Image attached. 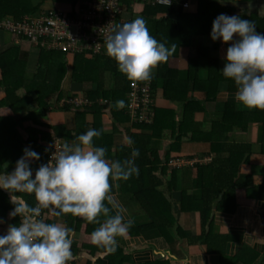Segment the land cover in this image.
<instances>
[{"label": "trees", "instance_id": "trees-1", "mask_svg": "<svg viewBox=\"0 0 264 264\" xmlns=\"http://www.w3.org/2000/svg\"><path fill=\"white\" fill-rule=\"evenodd\" d=\"M47 1L53 7L44 8ZM91 1L93 0H0V22L7 19L22 20L25 16H37L45 10H61L74 14L83 3ZM128 2L125 0L126 11L119 16L117 23L128 22L137 16L143 17L151 35L168 45L176 46L170 57L178 54V66L170 65L169 57L154 69L150 79L151 99L154 100V118L151 123L135 121L131 117L128 104L132 80L125 78L117 70L115 61L108 55L90 52L70 55L59 51H46L29 42L37 51L38 57L34 72L28 76V52H23L20 46L14 45L5 53H0V89L6 93L0 106L8 107L12 112L10 116H0V166L8 163L5 171L10 172L13 169L25 147L39 153V160L31 162L30 165L35 170L41 163L47 162L55 138L70 143L88 128L102 129L101 136L94 138L93 143L105 147L106 158L110 160L128 157L130 148L123 143L125 135L131 137L133 146L139 149V156L135 159L138 174L117 183L120 193L130 196L141 214L146 217L147 223L133 222L127 235L117 238L115 251L102 255L101 250L89 242V234L95 225L67 214L75 226V233L82 237L79 246L72 245L74 255L80 250L92 257L100 255L94 264H135L125 251V242L144 237L148 233H155L171 245L176 241V236L185 238L171 201L173 191L177 188V172H172L169 178L166 175V165L171 154L180 150L184 142L209 143L216 154L210 164L195 165L197 186L202 191V198L197 206L201 207L200 214L206 221L209 216L205 211H212L214 206L217 212L233 214L237 207L236 191L244 184L239 167L247 164L252 156L251 144L230 142L229 134L246 133L251 125L260 127L261 151L264 154V109L236 108L233 100L235 87L219 73L223 67L227 44L220 40L213 42L209 37L211 22L220 13L240 14L242 19L252 20L256 25L255 31L260 33H264V16L241 10L237 5L241 0H237L235 4L229 0H175L170 6L154 5L148 1L137 4L141 7L138 12H133ZM192 2L193 8L191 5L184 8L185 3ZM0 31L6 32L2 28ZM196 37L203 38L202 45H194ZM181 51L186 56H182ZM213 52H218V56L213 57ZM181 62L186 68L185 79L180 77ZM67 80L73 87L90 83L92 88L82 93L71 92L64 89ZM222 85H226L225 92H221ZM158 88L162 98L181 105L182 116L179 124L175 122L176 114L173 111L156 108ZM225 95L229 97L224 98ZM80 97L87 103L77 105L67 101ZM221 97L226 103L220 118L211 122H196L193 119L197 112L203 111L206 102H214L222 99ZM117 99L124 100L123 108L114 107ZM51 112L72 114L74 128L67 130L64 126L46 123L47 114ZM14 116H18V119ZM18 128L23 130L24 136L19 134ZM153 140L172 143L166 151H160L153 146ZM253 188L255 198L263 200L264 181ZM222 193V199L218 200ZM183 195L179 203L180 212L193 210L191 197L185 193ZM25 199L30 204L34 202L28 194H25ZM11 207L8 194L0 190V218L6 224L18 223V217L9 218L7 215ZM202 235L204 239H198L206 245L207 253L220 256L223 264H235L240 260L251 264L259 257L251 249L243 248L236 257L230 258L226 256L229 240L227 235L205 232ZM246 255L251 256L249 262L245 261ZM72 264L93 263L88 259H75ZM152 264L169 263L159 261ZM258 264H264V256Z\"/></svg>", "mask_w": 264, "mask_h": 264}, {"label": "clouds", "instance_id": "clouds-1", "mask_svg": "<svg viewBox=\"0 0 264 264\" xmlns=\"http://www.w3.org/2000/svg\"><path fill=\"white\" fill-rule=\"evenodd\" d=\"M163 2L167 6L171 0ZM229 2L235 4L237 0ZM246 2L250 11L251 0ZM189 7L190 4H184V8ZM257 15L264 16V3ZM255 28L252 20L242 19L240 14L220 13L211 22L209 37L213 42L227 44L219 73L234 85V102L264 109V33ZM104 47L125 78L148 81L176 46L157 40L149 33L144 18L137 16L122 24L115 23ZM124 106L123 99L114 102L116 109ZM101 134L102 129L88 128L74 141L55 148L49 160L35 170L30 165L39 160V153L30 147L23 149L10 172L5 171L6 164L0 166V190L8 194L12 205L7 215L18 217V223H8L0 233V264H72L76 259L72 251L75 231L61 220L51 219L67 214L95 225L89 242L102 255L115 251L117 238H124L133 223L131 218H125L127 210L115 189L119 186L117 181H127L138 174L135 159L139 149L125 135L123 143L130 148L128 157L110 160L105 147L93 143ZM25 194L32 197V204ZM3 223L0 218V224ZM169 255L177 264H191L188 257L177 260Z\"/></svg>", "mask_w": 264, "mask_h": 264}, {"label": "crops", "instance_id": "crops-1", "mask_svg": "<svg viewBox=\"0 0 264 264\" xmlns=\"http://www.w3.org/2000/svg\"><path fill=\"white\" fill-rule=\"evenodd\" d=\"M262 3H264V0H251L250 11L246 0H241L237 5L241 10L248 11L249 13L257 12ZM51 5L52 3L47 1L43 7L49 8L46 6ZM190 5L193 8V2ZM140 9L141 7L136 5L133 8V12H138ZM193 42L195 46H200L203 43V38L196 37ZM14 45L20 46L21 51L29 53L26 72L28 76L32 75L37 62V51L28 41L15 39L9 33L0 31V53H5ZM177 55L170 57V65L178 66L179 62L177 60ZM182 56H186V53L182 52ZM215 56H218V52H213V57ZM180 64V68L182 69L180 77L185 79L186 72L184 70L186 68L185 66L183 67V62ZM154 71L155 70H153L152 74H154ZM1 78L0 71V79ZM72 87L70 81H65L64 89L66 88L71 92H86L92 88V85L90 83H83L82 85ZM220 88L222 90L221 92H225L226 85H222ZM5 97L6 93L1 88L0 102L5 100ZM228 97L229 95L224 96V98ZM221 98L222 99L214 102H206L203 111L197 112L193 119L196 122H211L212 120L220 118L222 115V109L226 103L223 97ZM155 102L157 109L173 111V113L176 114L175 122L176 124H179V120L182 116V108L180 104L162 98L160 88H158L156 92ZM234 103L238 110L244 109V106H241L236 102ZM11 114L12 112L8 107L3 105L0 106V116H10ZM14 118L17 120L18 116H14ZM46 123L49 125L64 126L67 130H72L75 126L72 114L61 112L48 113ZM18 132L24 136V132L21 128H18ZM229 141L235 143H248L252 146V156H250L249 162L247 164H242L239 167V174L240 177L244 178V184H242L236 191L237 207L233 214L217 212L214 206L212 211H205L209 216V218H207L208 221L203 220V216L200 214L201 207L199 205L197 206L202 198V191L197 186L198 180L195 165L210 164L214 160L216 154L211 150V145L209 143L184 142L181 145L180 150L173 152L169 159V161L179 160L182 162V165L179 167H173L168 162L166 165V175H168L169 178L172 172H177V188L173 191L171 201L173 203L176 220L178 221L180 228H182L185 238L182 239L176 236V241L172 245L161 240V238L155 233H148L144 237L130 239L125 242L124 248L126 253L129 254L131 262L135 264H152L159 261H167L169 264H177V262L169 255V253H171L177 258V260L188 257L191 264H223L221 260L222 258L217 255H209L207 253L206 245L198 239L199 237H203L202 234L205 232V234L211 233L212 235H227L229 240L226 247V256L234 258L243 248H247L251 249L259 256L258 259L251 264H258L261 257L264 256V199L261 200L255 198L253 187L260 186L264 181V154L261 151L260 144L261 128H256L251 125L246 133H230ZM171 143V141L153 140V146L160 151H166ZM194 160H198L200 163L191 164ZM5 164L7 165L8 163ZM115 192L117 193V198L127 210L125 214L126 219L131 218L136 224L147 223L146 217L141 214L137 204L131 200L130 196L121 194L119 187L115 189ZM184 193L188 197H191L194 207L191 208L193 209L191 211L180 212L179 203L180 200H182ZM222 197L223 193L220 194L218 200L222 199ZM51 219H59L61 222L65 223L66 226L72 228L75 227L68 215L61 218L52 217ZM6 225L5 222L0 224V233L4 231ZM81 241L82 237L80 234L75 233L73 244L79 246ZM98 257H100V255ZM98 257H92L84 250H80L76 255V260L81 259L84 261L85 259H88L94 264ZM250 258V255H246L245 261L249 262ZM235 264L245 263L240 260Z\"/></svg>", "mask_w": 264, "mask_h": 264}, {"label": "built area", "instance_id": "built-area-1", "mask_svg": "<svg viewBox=\"0 0 264 264\" xmlns=\"http://www.w3.org/2000/svg\"><path fill=\"white\" fill-rule=\"evenodd\" d=\"M133 9L140 2L151 1L154 5H166L163 0H128ZM175 0H171L173 4ZM125 0H93L83 3L74 14L61 10H45L37 16H25L22 20L7 19L0 22V28L18 39H26L33 46L46 51H59L70 55L93 53L107 55L104 41L111 27L125 10ZM187 6V5H185ZM112 23V24H110ZM110 24V25H109ZM128 110L135 121L151 123L154 118V100L151 99V81L131 82ZM70 104H86L83 98L68 99ZM65 142L55 138L50 154ZM200 163L194 160L193 163ZM169 164L179 167L182 162L170 160Z\"/></svg>", "mask_w": 264, "mask_h": 264}, {"label": "rangeland", "instance_id": "rangeland-1", "mask_svg": "<svg viewBox=\"0 0 264 264\" xmlns=\"http://www.w3.org/2000/svg\"><path fill=\"white\" fill-rule=\"evenodd\" d=\"M46 7H53V5H51V6H46ZM207 161V160H206Z\"/></svg>", "mask_w": 264, "mask_h": 264}]
</instances>
